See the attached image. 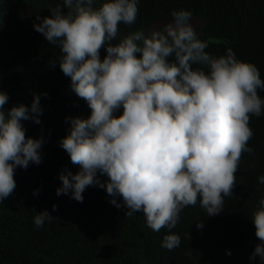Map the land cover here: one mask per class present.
<instances>
[{
    "label": "clouds",
    "instance_id": "clouds-1",
    "mask_svg": "<svg viewBox=\"0 0 264 264\" xmlns=\"http://www.w3.org/2000/svg\"><path fill=\"white\" fill-rule=\"evenodd\" d=\"M139 3L62 0L48 8L50 16L36 15L33 28L59 48L50 66L70 77L72 91L91 109L87 118H66L71 127L59 146L80 169L59 175L56 195L71 190V198L82 202L86 187L95 185L110 204L127 209L125 216L142 212L147 226L159 232L175 228L186 206L199 203L208 216L223 210L242 153L254 152L247 143L253 136L249 121L264 114L258 95L264 79L230 47L219 56L206 51L209 41L189 23L190 10L171 11L173 21L147 37L143 30L121 35V24L136 22ZM118 36V43L106 44ZM42 95L47 93L4 110L9 96L0 91V203L16 187L17 167L41 163L44 139L26 137L22 121L40 123ZM257 180L264 184V175ZM33 213L37 230L53 219L46 209ZM251 220L260 242L249 260L258 256L264 264V197ZM202 226L198 221L196 227ZM180 243V235L168 231L161 247Z\"/></svg>",
    "mask_w": 264,
    "mask_h": 264
},
{
    "label": "trees",
    "instance_id": "trees-1",
    "mask_svg": "<svg viewBox=\"0 0 264 264\" xmlns=\"http://www.w3.org/2000/svg\"><path fill=\"white\" fill-rule=\"evenodd\" d=\"M57 3L62 0H0V91L9 96L4 110L29 105L33 93H47L40 99V123L22 121L26 137L44 139L41 163L17 167L16 187L0 203V264H260L258 256L251 261L249 256L260 242L251 216L264 197V184L257 180L264 175V114L250 117L253 136L247 143L254 152L242 153L232 196L224 198V208L217 215H206L197 203L181 211L175 228L154 232L142 212L125 216V207L110 204L103 188L86 187L82 202L71 198V190L56 195L59 175L80 169L59 146L71 127L66 118H87L91 112L72 91L70 77L58 65L50 66V59L60 55L59 48L33 28V23H39L36 15L50 16L48 8ZM138 8L133 25H120L121 35L145 33L154 21L173 20L171 11L190 10L191 18L201 21L195 29L199 38L209 41L206 51L219 56L230 47L238 59L253 63L264 79V0H140ZM5 17L10 18L5 21ZM119 38L106 44L115 45ZM105 55L101 47L100 58ZM258 95L264 97V90H258ZM98 176L102 182L107 180ZM44 209L53 219L37 230L33 210ZM198 221L201 228L196 227ZM168 231L180 235L179 247H161Z\"/></svg>",
    "mask_w": 264,
    "mask_h": 264
},
{
    "label": "rangeland",
    "instance_id": "rangeland-1",
    "mask_svg": "<svg viewBox=\"0 0 264 264\" xmlns=\"http://www.w3.org/2000/svg\"><path fill=\"white\" fill-rule=\"evenodd\" d=\"M10 17H5L4 20L7 21L9 20ZM173 20H157L146 26L145 33L144 35L147 37L149 33L152 32V30H159L162 29L164 25L171 23ZM189 23L194 27V29H198L201 21L197 18H191L189 20ZM3 52V46L0 43V56L2 55Z\"/></svg>",
    "mask_w": 264,
    "mask_h": 264
}]
</instances>
